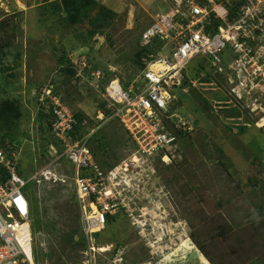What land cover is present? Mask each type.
Masks as SVG:
<instances>
[{"label":"rangeland","instance_id":"1","mask_svg":"<svg viewBox=\"0 0 264 264\" xmlns=\"http://www.w3.org/2000/svg\"><path fill=\"white\" fill-rule=\"evenodd\" d=\"M96 2L114 15L109 23L90 35L89 19L96 14L97 6L78 23H72L52 15L55 0H0V19L14 14L7 21L16 29L12 43L0 48V108L14 102L22 111L14 145L7 139L0 150L6 157L14 154L27 181L24 193L33 202L30 208L34 207L32 231L37 241L44 243L40 250L36 239L33 243L34 260L38 264L86 261L82 253L85 239L76 247L64 239L74 228L82 232L80 205L70 184L73 167L65 159L54 163L50 155L39 154L45 141H40L35 131L36 113L43 107L38 100L44 95L50 98L56 91L67 106L55 97L60 105L87 112L91 126L85 127L91 128L92 116L98 114L94 95L100 94L110 79H118L122 87L139 79L136 59L141 50V58H145L151 47L140 44V36L157 13H172L176 1ZM10 24L6 33L10 32ZM2 36L4 33H0V39ZM230 51V48L221 51L224 65L232 60ZM82 59L92 65V80L81 78L83 71L78 64ZM59 60L72 65L80 78H69L67 72L60 70L67 65L63 62L60 66ZM200 64L199 58L193 59L185 69L186 75L194 79ZM204 65L210 76L209 63ZM6 66L11 69L5 70ZM95 75L106 79L95 81ZM208 79L213 81V76ZM212 89L202 86L197 90L212 105L208 110L196 94L182 90L187 95L180 97L172 110L182 123L188 117L191 134L179 141L178 155L171 154L176 152L175 145L166 148L173 155H168L169 166L161 159L164 149L133 161L135 144L127 138L119 118L114 117L119 122L100 123L108 145L105 153L100 152L99 163L102 171L109 174L107 183L117 198V215L108 228L94 235L96 238L93 236L92 264H108L118 243L125 264H212L198 249L200 243L215 258L214 264H264V249L257 246V241L246 259L243 255L249 246L238 243L230 249L218 233L219 224L226 220L232 230L246 238L241 228L264 217V127L257 124L254 113L248 116L255 120H252L254 126L235 134L232 129L235 119L229 118L226 111H217L228 108L224 103L227 101L224 92L228 89ZM254 98L241 103L240 109L264 104V100ZM41 172L50 178L45 180ZM30 177L35 179L29 181ZM38 178L41 180L36 182ZM75 239H79L77 235ZM259 243L262 244L261 240ZM102 247L107 250L101 251Z\"/></svg>","mask_w":264,"mask_h":264},{"label":"built area","instance_id":"2","mask_svg":"<svg viewBox=\"0 0 264 264\" xmlns=\"http://www.w3.org/2000/svg\"><path fill=\"white\" fill-rule=\"evenodd\" d=\"M175 1L173 12L157 13L140 36V44L151 45L159 40L161 45L141 58L143 67L137 76L139 79L126 87H122L118 79H112L100 93L109 106L114 107L109 119L119 118L135 144L133 161L165 149L161 159L167 163V151L176 136L167 128L165 119L176 116L167 113L171 100L176 98L172 91L185 79L196 89L202 86L215 90L227 88L224 103L228 106L240 108L241 103L253 96L255 101L264 100V0ZM225 48H230L232 53V60L226 65L220 55ZM195 58L206 59L213 81L203 80L209 73L206 67L197 71L194 79L186 75L187 65ZM78 66L82 70L88 64L82 59ZM89 76L92 78V72ZM251 94L255 95L251 97ZM52 101L56 120L53 127L64 141L61 152L53 150V162L58 163L63 158L73 167L70 184L80 205L81 231L86 243L83 264H92L93 236L104 230L107 215L115 214L117 198L111 184L107 183L109 174L98 169L86 146L93 131L68 142L63 134L73 128V113L55 101V97ZM254 105L247 106L250 112L247 108L242 110L249 116L257 113V124L264 125V104ZM11 158L0 150V165L9 175L0 183V264H38L33 252L36 237L31 227L30 200L24 193L27 181L18 172V159L14 154ZM40 176L49 179L42 172ZM39 247L43 248L44 243L39 241ZM125 263V257L117 250L108 264Z\"/></svg>","mask_w":264,"mask_h":264},{"label":"trees","instance_id":"3","mask_svg":"<svg viewBox=\"0 0 264 264\" xmlns=\"http://www.w3.org/2000/svg\"><path fill=\"white\" fill-rule=\"evenodd\" d=\"M45 1H47V0H43V2H45ZM95 6H97V12L91 19H89V24L91 25V29L88 31L90 35H93L94 33H96L98 31V29H100L101 27H104L103 25L109 23L112 20L113 15H114V13L109 8H107L106 6L97 4L96 0H55V3L52 4V10L50 12L52 13V15L55 14L58 17L63 18V20H65V21L68 20L72 23H78L80 21V18L87 16L88 12L91 9H93ZM13 15L14 14H11L9 16H6L3 19H0V33H4V36H2V38L0 39V48H5V47L9 46L12 43V41L15 39L16 29L13 25H11L9 23L10 21H7L8 18L9 19L13 18ZM7 24L8 25L10 24V32L9 33L5 32V30H7ZM160 45H161V41L155 40L154 42H152L151 47L149 46L150 47L149 49L146 48L147 52L153 51L154 47L160 46ZM142 51L143 50L139 51V55L136 59V64L139 65L140 70L143 67V64L141 61V52ZM199 60L201 61V64L199 65V67H197L198 72L205 69L204 63H206L205 58L199 59ZM63 62L67 66L62 67V69H60V70L67 72L69 78H71L72 80H78V78H80V77L75 75V70L72 69V65L68 66L69 63L67 61H64V60L58 61L60 66H63V64H62ZM10 69H11L10 66L5 67V70H10ZM82 71H83V75H81V78L83 76H85L86 78L92 80V78L89 76V73L92 70H90L89 67L83 68ZM92 76H93V73H92ZM208 78H210L209 75H207L205 78H203V80L208 81L209 80ZM102 79L105 80L106 78L105 77L104 78H98V79H95V81L101 82ZM52 89H53V91H55V88L52 87ZM180 90H184V93H187V91L190 90V92L196 94L197 98H199V100H201V102L203 103L205 110H208L212 107V105L210 103H208L207 99L197 91L198 89H196L195 87H192L191 84L189 83V80L185 79L178 86V88H176L172 91V95H175L176 98H173L171 100V103H170L171 106L169 105L170 107H169L168 112H167L168 115L173 114V113L176 114V111H173L172 109L175 106H177V104H178L177 101L179 100L180 97L187 95V94H180ZM101 91H103V88ZM43 97L40 98V101L38 100V103L40 104V106H43L46 109L45 108L43 109V107H41L39 109V111L36 113V118L34 120L36 134L40 136V141H45L43 143L40 151L38 150L40 152L39 154H41L42 156L48 154L50 145H53L58 152H61L64 149V141L57 134L56 130H54V127H53L56 120H55V114H54V108L55 107L53 106L52 97L58 98L61 103L64 101L61 100L62 98L60 97V95L56 91H55V94L50 98L48 96H45V95ZM90 97L92 98V95H90ZM93 99L95 102V106L97 107L96 112H98L99 115L96 113L97 114L96 116L95 115L92 116V119H91L92 120V127L89 129L87 128V126L85 127V125L89 124L87 122V120H90V119L87 116V112L85 110H83V108L82 109L81 108H75V109L72 108L71 109V108L66 107L69 110H71V112L73 113L74 124H73L72 130L64 133L63 137H65V139L68 142L72 143L76 140L81 139L84 134H86L92 130L93 132H92V134H90L88 142L86 143V146L90 149V151L92 153V158H93L95 164L97 165L98 169L101 172H103L101 169V164L99 163V155H100L101 151H102V153L106 152L105 149L107 148L108 142H107L106 133H103V130L101 128H99V127H101L99 125L103 120L118 121V119H115V118L109 119V117L114 112V110H113L114 107L109 106V102H107L101 96V94H95ZM88 103L90 104V102H88ZM63 104L66 105L65 102ZM228 108H231V110H229ZM228 108L227 109L219 108V110H217V111L218 112L226 111L225 113L226 114L228 113L227 115L230 116L229 118L235 119V121H236L234 124L235 126H233V128L231 127L232 129L235 130V134L244 133L247 129L254 126L253 124L255 123L254 122L255 120L252 119V120H254V121H252L248 117L249 115L247 114V112L245 110L240 109L238 106H232V105L228 106ZM21 116H22L21 108L18 106V104H15L14 102H8L5 104L4 107H2V109L0 108V145L6 144L5 142L7 139H10V143L13 144V139L17 136L16 131H17V126H18V121H20ZM101 116L103 117V119H100ZM96 118H98L99 120H95ZM256 120H257V118H256ZM185 121H186L185 123H182L183 121H181L179 119V117H177V116L165 119V124H166L167 128L171 129L176 136V141L173 144V145H175L176 152L171 153L173 155H178L179 151H181V144H178L179 141L181 139L184 140L185 138L190 137L191 131H190V124L188 121V117H186ZM174 123H176V125H173ZM119 124L121 125V123H119ZM123 130H124V128H123ZM46 134H47V136H46ZM126 134H127V132H126ZM127 138H129V137L127 136ZM37 142H38V140H37ZM164 151H165V149H164ZM167 153H168V155L173 157V155H171L169 151H167ZM61 159H63V158H61ZM61 159H59V160H61ZM166 166H169V165L166 164ZM17 168H18V172L20 174H22V171L20 170V167H19V163L17 164ZM8 176L9 175H8L7 170L4 167L0 166V183L4 182ZM31 202L32 201L30 200V205L33 204V202L32 203ZM31 209H32L31 214H33L34 213V207H31ZM116 215H117L116 213L113 215H111V214L107 215V222H106V226H105L104 230L106 228H108L110 221L112 219H114V217ZM258 216H263V215L259 214ZM78 219H79V217H78ZM34 222L36 223V220ZM31 225H32V220H31ZM247 225L248 226L241 228L243 231L246 232V238H242L241 235H239L237 232L232 230L231 225L226 220H222L221 223L219 224V228H218V233L220 235L219 237L222 240L224 238L225 242H227V245L229 246L230 249H233L234 246L238 243H241L244 246L245 245L249 246L247 248V250L244 251L245 254L243 255L246 259H247L248 255L250 253H252V250L255 249L254 247L256 246V241H257V246L262 247L264 249V217L258 221L254 220ZM104 230H102V231H104ZM102 231H100V232H102ZM100 232H96L94 235H97ZM76 235L78 236L79 239H75ZM35 239L37 241V238H35ZM35 239H34V242H35ZM64 239L72 247L80 246L83 244V241H84L83 240L84 237L82 235V232H80V230L78 228H74L71 231H69L68 233H66L64 236ZM258 240H261V242H262L261 245H260V243L258 244ZM194 243L197 244L195 241H194ZM119 244L120 243L116 244V247L111 254V258L113 257L114 253H116V251L118 250ZM37 245H38L37 248L40 250L39 241H37ZM224 246H226V245L224 244ZM197 247L201 251V253L208 259V261L210 263L214 264L213 260H215V258H211L209 251L206 250L204 245L200 243L199 245L197 244ZM40 254H42V253H40ZM44 255H46V254H44ZM229 264H232V263L230 262Z\"/></svg>","mask_w":264,"mask_h":264},{"label":"clouds","instance_id":"4","mask_svg":"<svg viewBox=\"0 0 264 264\" xmlns=\"http://www.w3.org/2000/svg\"><path fill=\"white\" fill-rule=\"evenodd\" d=\"M87 64H88V67H89V69L91 70L92 69V65L89 63V62H87ZM92 72V71H91ZM110 80H112V79H110ZM110 80H108V82L110 81ZM260 126H262V127H264V125H260ZM50 148L52 149V151L53 150H56V148L53 146V145H50L49 146V152H48V154L47 155H50L51 157H52V160H53V158L55 157V153L53 152H51V150H50ZM165 163V162H164ZM167 164V163H166ZM50 178V177H49ZM54 181H56L57 179H55L54 178V176H52L51 177ZM30 200V199H29Z\"/></svg>","mask_w":264,"mask_h":264},{"label":"bare ground","instance_id":"5","mask_svg":"<svg viewBox=\"0 0 264 264\" xmlns=\"http://www.w3.org/2000/svg\"><path fill=\"white\" fill-rule=\"evenodd\" d=\"M165 160H167V157H165ZM100 250H101V251H106L107 248H106V247H102Z\"/></svg>","mask_w":264,"mask_h":264},{"label":"crops","instance_id":"6","mask_svg":"<svg viewBox=\"0 0 264 264\" xmlns=\"http://www.w3.org/2000/svg\"><path fill=\"white\" fill-rule=\"evenodd\" d=\"M201 252V251H200ZM202 254V253H201ZM204 256V255H203Z\"/></svg>","mask_w":264,"mask_h":264}]
</instances>
